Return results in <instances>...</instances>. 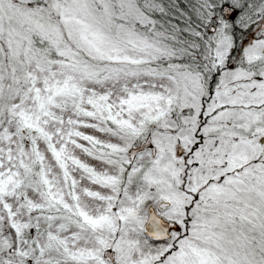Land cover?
<instances>
[{
    "label": "snow or ice",
    "instance_id": "6c2138e0",
    "mask_svg": "<svg viewBox=\"0 0 264 264\" xmlns=\"http://www.w3.org/2000/svg\"><path fill=\"white\" fill-rule=\"evenodd\" d=\"M0 264H264V0H0Z\"/></svg>",
    "mask_w": 264,
    "mask_h": 264
}]
</instances>
